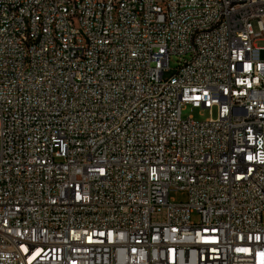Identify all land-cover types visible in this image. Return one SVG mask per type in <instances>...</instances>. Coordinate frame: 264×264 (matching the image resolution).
<instances>
[{
  "label": "built area",
  "instance_id": "obj_1",
  "mask_svg": "<svg viewBox=\"0 0 264 264\" xmlns=\"http://www.w3.org/2000/svg\"><path fill=\"white\" fill-rule=\"evenodd\" d=\"M261 39L264 0H0V264H264Z\"/></svg>",
  "mask_w": 264,
  "mask_h": 264
},
{
  "label": "rangeland",
  "instance_id": "obj_2",
  "mask_svg": "<svg viewBox=\"0 0 264 264\" xmlns=\"http://www.w3.org/2000/svg\"><path fill=\"white\" fill-rule=\"evenodd\" d=\"M253 28L255 31H258L257 25L254 22ZM256 45L263 48L261 51V58L264 60V39L258 40L256 42ZM177 57L171 58V71L165 73V76H170L175 73V68L177 67ZM183 118H187L189 116H193V118L197 121H204L206 120L210 115L207 110H201L197 108H192L188 106L183 110ZM170 197L174 199L176 202H185L187 201L188 195L183 190H172L170 193ZM192 220L197 222L199 220V215L197 213H194L192 215Z\"/></svg>",
  "mask_w": 264,
  "mask_h": 264
},
{
  "label": "bare ground",
  "instance_id": "obj_3",
  "mask_svg": "<svg viewBox=\"0 0 264 264\" xmlns=\"http://www.w3.org/2000/svg\"><path fill=\"white\" fill-rule=\"evenodd\" d=\"M159 19H167V12H159Z\"/></svg>",
  "mask_w": 264,
  "mask_h": 264
}]
</instances>
